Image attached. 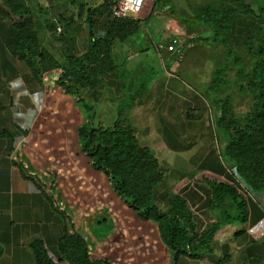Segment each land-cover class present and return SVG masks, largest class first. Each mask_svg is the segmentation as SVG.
Here are the masks:
<instances>
[{
	"label": "crops",
	"instance_id": "1",
	"mask_svg": "<svg viewBox=\"0 0 264 264\" xmlns=\"http://www.w3.org/2000/svg\"><path fill=\"white\" fill-rule=\"evenodd\" d=\"M104 1L0 0V264H37L32 243L42 239L49 249L48 242L54 238L58 244L64 227L45 194L12 161L40 92L43 100V88L28 64L15 54L20 25L26 22L27 31L56 58L80 55L91 42V30L102 33L104 16L93 17L92 24L88 16L89 9ZM133 35L114 43L115 68L100 76L96 88L84 87L82 94L95 107V118L105 122L127 119L139 143L152 149L163 173L153 189L159 208L166 209L178 194L186 200L199 236L218 225L209 248H199L196 255L181 254L178 264H264V230H250L264 219V189L255 191L248 185L251 192L233 174L235 164L225 153L233 130L227 131L223 123L231 127L246 123L254 98L242 88L247 86L252 63H241L231 88L216 94L217 101L229 105L223 121L196 87L200 80L188 71V64H182L185 50L179 44L175 51L168 49L175 37L156 41L145 33L138 43ZM188 77L197 79L196 83ZM209 177L236 185L245 199V221H222L223 207L212 205ZM233 206L229 200L226 207Z\"/></svg>",
	"mask_w": 264,
	"mask_h": 264
},
{
	"label": "trees",
	"instance_id": "2",
	"mask_svg": "<svg viewBox=\"0 0 264 264\" xmlns=\"http://www.w3.org/2000/svg\"><path fill=\"white\" fill-rule=\"evenodd\" d=\"M117 1L105 0L89 9L91 24L93 17L104 16L102 33L91 30V42L80 55L58 59L27 31L26 22L20 25L15 54L41 84L43 100L12 161L45 194L64 222L57 245L60 258L54 257L44 240H35L37 264L61 260L69 264H178L181 254L196 255L199 248H209L218 227L199 236L192 212L178 194L166 209L159 208L153 189L163 173L152 149L139 143L125 118L110 126L96 125L95 107L83 97L84 87L96 88L100 76L115 68L114 43L136 33L153 11L143 18L144 9L139 6L127 16L116 17L111 6ZM200 13L215 33L228 30L236 14L262 20L259 28L264 41L263 0L250 5L244 0H219ZM251 73L255 101L246 123L239 127L223 123L227 131L233 130L225 153L238 175L257 191L264 189V58L255 61ZM221 120L225 121L224 116ZM209 183L212 205L223 207L222 221H245V199L236 185L216 177H209ZM229 200L234 203L232 209L226 207Z\"/></svg>",
	"mask_w": 264,
	"mask_h": 264
},
{
	"label": "rangeland",
	"instance_id": "3",
	"mask_svg": "<svg viewBox=\"0 0 264 264\" xmlns=\"http://www.w3.org/2000/svg\"><path fill=\"white\" fill-rule=\"evenodd\" d=\"M143 1L146 4H142L145 7L142 11V16L148 15L152 8L153 11L144 20L143 29H140L132 36L136 42H142L145 38V33L152 35L156 41L171 35L172 38H177L179 40L177 44L180 45L182 50H185V58L182 64H188V71L200 80L198 82L200 85L196 87L211 103L212 108L221 113V117L227 113L229 105L227 102L217 101L215 98L216 94L218 92L223 93L222 89L224 88H231L233 79L236 78L238 66L241 63L246 65L252 63L247 74V86L245 90L244 88L242 90L250 93L255 101V90L249 78L251 77L255 61L264 58V52H260V47L264 49L263 33L259 28L263 26L262 20H257L250 15L236 14L232 17V23H230L228 30L215 33L211 27L212 24L204 20L205 17L202 16L200 10L206 6L215 7L219 4V0ZM244 1L249 5L254 2V0ZM137 2L142 1L138 0ZM226 4L232 5L233 3L231 4L227 1ZM237 4L238 2L235 1V5ZM22 61L25 60L22 59ZM232 65H235V67H231ZM188 79L191 83H196L197 81V79L192 80L191 77H188ZM40 90L42 91V89ZM41 93L38 96V100L32 104V113L26 120L28 123L24 125L25 129H22L25 134L28 124L33 120V115H37L42 106ZM113 123L111 120L105 122L99 117L96 118V125L107 126ZM53 221L55 227L54 217ZM59 226H61L60 220ZM56 245L58 244L54 238L53 242H48L51 253L55 258H60ZM59 264L69 263L61 260Z\"/></svg>",
	"mask_w": 264,
	"mask_h": 264
},
{
	"label": "built area",
	"instance_id": "4",
	"mask_svg": "<svg viewBox=\"0 0 264 264\" xmlns=\"http://www.w3.org/2000/svg\"><path fill=\"white\" fill-rule=\"evenodd\" d=\"M141 6L136 0H118L115 4L111 6V11L116 17H123L131 14L132 12L136 11L137 7ZM178 43V40L174 38L172 42L168 45V49L175 51L176 45ZM182 57V53L179 56ZM233 174H235L241 181L244 182L249 191H251L250 188H248V184L238 175L236 168L233 170ZM252 192V191H251ZM252 232H256L259 230H264V219H261L256 225L251 227L250 229Z\"/></svg>",
	"mask_w": 264,
	"mask_h": 264
}]
</instances>
